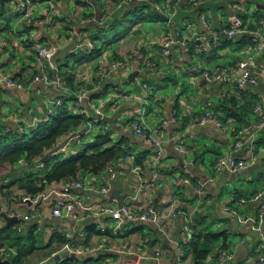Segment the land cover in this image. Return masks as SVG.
Returning a JSON list of instances; mask_svg holds the SVG:
<instances>
[{
    "label": "crops",
    "instance_id": "0c3cea01",
    "mask_svg": "<svg viewBox=\"0 0 264 264\" xmlns=\"http://www.w3.org/2000/svg\"><path fill=\"white\" fill-rule=\"evenodd\" d=\"M197 1L198 4L194 6L187 0H161V3H158L157 0H131L129 3H125L124 0H55L57 7L53 24L51 26L48 24L51 19L50 14L43 13L41 9L38 10L35 13L38 24L33 28L27 24L24 25L26 33L34 35L32 40L26 43L24 39L18 38L14 30L9 34L10 37L4 36L7 30L1 22L2 18L10 16L19 18L20 21V14L16 11L17 0H0V40L6 39L10 44L7 49L0 48V72L15 78L23 77L26 80L29 77L28 70L55 77V72L38 61L33 45L58 44V40L62 39L58 35H62L68 28L65 30L61 26L67 21L68 24H71L72 29L77 30L76 34L80 33L84 38V42L81 44L82 51L75 49L73 53L81 52L83 61L88 59L90 61L76 63V60L71 58L56 59L57 75L60 78L64 77L70 90L77 91L86 85L91 90L89 97L92 105L95 102L93 96L98 90L104 91L105 94L112 93L116 89L120 92H127L123 85L129 81L123 79L119 73L108 75L102 80L100 67H102L105 57L110 61L119 59L120 48L117 47V44L125 42L128 37L133 38L132 43L135 46L137 44L134 48L149 55L150 60L153 61V58L161 60L167 65L178 67V71H183L186 74L190 72L189 70L196 68L197 63L211 67L221 60L229 59L226 63H230L246 59L251 54L255 64L254 72L259 76L255 85L248 86L240 92L228 86L205 85L201 87V81L193 82L191 85L196 87L198 95L194 94L196 109L192 113L191 110L187 111L185 108L187 106L185 102H182L179 88H176L172 96L169 95L157 102L162 115L158 120L153 119L152 121L148 116L147 122L151 132L155 133L157 127L164 120L168 121V124L162 129L163 154L158 161L156 150L137 137L130 127L131 119L136 112L139 113L142 109L141 102L134 99L132 101L121 100L118 107H108L105 112V120L109 123L113 136L115 139L124 140V148L128 149L130 156L135 158V164L142 168L139 172L140 176L146 182H150L156 176L157 182L154 189L139 197L137 201L129 203L131 209L136 212L142 213L147 208L153 209L156 222L141 225L128 220L120 221L122 228H129L125 233H121V238L100 232V228L105 222L113 226L114 222L109 219V216L86 218L80 222H74L69 218H52L50 215L51 202H45L39 208L29 211L27 207L19 205V200L27 195L19 193L14 187L12 188L13 193L8 196V190L6 188L2 190L1 187L4 184L0 183V207L9 208V213L6 214L9 217L19 218L18 222L12 223L9 227H14L16 230L22 227V232L18 233L21 235L24 232L27 234L28 230L35 226V234L39 232L42 238H47V242L42 246L35 243L34 251L27 257L24 264L27 262L29 264H59L70 257L75 258L78 264L85 261H88L87 264H95V261L99 259L101 260L100 264H178L179 247L185 248V264H196L194 256L186 251L188 226L194 230L193 237L200 233L215 232L229 227L228 239L226 241L221 239L215 243L214 250L204 261V264H223L220 258L222 251L234 256V259L227 264H257L254 244L264 236V221H259L257 207L254 203L243 209L244 217L240 221L236 222L232 219L231 213L226 211V208L232 206L235 201L233 197L222 194V187L224 189L230 183L246 180L250 186L244 190H238V193L240 191L241 194H244L243 197L248 198L254 195H251L252 193L256 194L258 190L262 189L254 188L251 185L253 180L258 179L264 182V132L256 134L257 139L263 144L259 147L260 151L257 154L252 155L248 150H233L234 142L238 139L237 130L242 129L245 136H249L252 127L257 122V117L253 113L254 107L257 104L264 107V82L262 81L264 69L261 68V61L257 60L256 54L253 53V50L262 47L264 51V27L260 26V22L264 20V10L256 12L253 8L258 2L264 5V0ZM34 2L39 6L45 0H34ZM111 3H113L114 9L108 17L111 23L116 15L125 16L119 12L122 8L123 11H129L143 7L147 3L152 7L150 9H156L160 15L166 17V21L133 24L131 28L126 23L127 33L118 39L119 42L110 43L103 40L97 46V42L91 37L97 40L98 36L105 32L106 26L101 20L103 11L105 9L109 11ZM174 4L177 5L176 8H172ZM146 10L144 12H147ZM246 16L245 22L244 17ZM202 17L208 18L209 25L202 24ZM237 21L241 22L242 26L235 37H230L228 32L234 28ZM144 24L152 25L146 30ZM187 26H191V32L187 31ZM169 30L187 32L189 51L178 44L173 47L171 57L165 59L162 56L158 57L157 54L160 53L159 44L164 41ZM193 31L200 36L195 37ZM210 32L218 35L215 46H224L225 42H232L231 46L218 50L216 59L215 54H212L213 51L209 54L201 51L202 43L208 39ZM75 36L77 39V35ZM88 43H91L95 49L91 50ZM112 43L116 48L108 50L107 46ZM153 43H155L154 46H152ZM244 43L251 44L245 45L243 50H238L236 46ZM10 46L12 51H10ZM97 47L99 51H96ZM94 52H98V55L94 56ZM241 52H244L245 55L240 56ZM12 54L19 55L22 58L21 62L15 63L16 60ZM70 60H72V64H69ZM91 67H95L94 74L87 72ZM131 71L132 73L137 72L136 82L133 83L137 88H140L137 91H141L140 94L145 95L142 83L137 84V79L138 77L149 79L150 71L136 66ZM152 72H159L158 76H155L158 81H160L159 79L168 80L159 68ZM69 73L74 75L75 86L71 87L67 82L66 77L68 78V76L64 74ZM79 77H81L83 85L77 88L76 83ZM84 77H88V80H84ZM26 82L28 83V81ZM133 92L135 91L129 93L133 94ZM69 97L71 96L67 90L48 88L43 83L29 84L23 91L0 86V132L3 133L6 129H11L14 133L19 134L20 126H24L28 131L32 126H35L37 121L45 117L48 110L54 109L57 114L58 108L62 107L63 101ZM68 104L71 106V103ZM90 105L84 106V111L87 113L83 114H86L90 118L89 122H92L93 114ZM205 111H211L221 122V127L215 126L211 121L199 122L198 120ZM83 132L84 128H81L77 133L79 135ZM64 143L65 141L60 140L58 147ZM181 145L185 146L188 152L186 155L178 151ZM71 153L75 152H72L69 146L68 152L63 155ZM229 153H232L236 158L246 160L248 166L236 173H215L213 162L217 157ZM188 155L194 157L192 164L187 160ZM140 159L141 161H136ZM211 159V169H208L207 163ZM114 169L116 173L114 180L110 179L107 171L100 175H82L81 180L84 186L77 194L88 203L108 204L110 208H120L121 202L122 206L128 204L127 198L136 194L140 176L131 171V166L126 160L115 164ZM178 176L179 178H188L191 181L190 185L177 187L175 180ZM61 184L67 183L61 182ZM61 184H52L48 190H59ZM199 186L203 188L201 195L196 194V189ZM104 188L109 189L108 194L101 192ZM23 215L31 216L25 226L21 221ZM1 219L2 225L7 227V222L2 216ZM65 232L75 235L76 245L82 252L77 255L71 253L72 251L67 247L69 242L64 237ZM58 234L64 238V241H59ZM144 235L150 237V247L146 255L136 252ZM230 237L233 238L231 242ZM221 241L223 244L220 246ZM125 243L134 247V250L127 253L121 252L120 245ZM98 244L112 247L98 249ZM13 251L14 258L17 253L15 249ZM157 254L158 257H156ZM57 257H59L58 260Z\"/></svg>",
    "mask_w": 264,
    "mask_h": 264
},
{
    "label": "built area",
    "instance_id": "2783aa9c",
    "mask_svg": "<svg viewBox=\"0 0 264 264\" xmlns=\"http://www.w3.org/2000/svg\"><path fill=\"white\" fill-rule=\"evenodd\" d=\"M131 0H124L125 3H129ZM147 1V0H146ZM187 2L191 3L192 5L196 6L198 4L197 0H187ZM43 6H46L43 8ZM46 14H50L49 19V26L53 24V18L55 16V9L57 7L55 0H45V2H41L38 6L34 0H17L16 2V11L20 14V21L18 22L17 27L14 29V32L18 33L19 31L22 32L21 34L24 36V40L28 43L34 35L30 33H26L24 25L27 24L30 27H35L38 24L37 17L35 13L40 10ZM177 5L174 4L172 8H176ZM1 8V3H0ZM109 18L106 15L102 16V23H106ZM201 22L203 25H209V20L207 17H202ZM241 22L237 21L234 24V28L228 32L230 37H235L237 31L241 28ZM260 26L264 27V20L260 22ZM187 31L191 32V26H187ZM193 34L195 37H199L198 33ZM77 35V39L75 38ZM218 35L210 32L208 35V39H205L202 43L201 51L205 54H209L213 51L215 43H217ZM200 40V38H197ZM58 44L50 45V46H41V45H33L36 56L38 61L49 68L51 71L55 72V77H51L44 73H33L32 71L27 72L28 80L25 78H15L11 77L5 73L0 72V86H3L7 89H14L16 91H23L27 88L29 84L35 83H43L48 88H59L62 90H67L70 93V96L74 100V105L76 110L80 113H85L84 106L86 104H91V112L93 114V120L95 124H99L105 121V112L107 111L108 107H118L121 100L124 101H132L133 99L136 101L141 102L142 109L138 113L139 116H133L130 121L131 130L135 133V135L141 139H143L149 146L153 147L156 150L157 161L162 157L163 150H162V129L168 124V121L164 120L161 125H159L155 131V133L151 132L148 122H147V111L146 105L148 104V99L144 95H134L127 92H120L118 89L114 90L112 93L108 94L107 100L103 98L98 99L97 105H92L90 101V91L89 88L85 86L80 87L77 91H73L68 89L66 85V81L64 78H60L57 75L58 67L55 62V57L58 54V51L67 44L73 43L76 41L77 47L81 48V44L84 42V38L81 36L80 33L76 34L74 31L68 38L67 41H63V39L58 40ZM187 32H178L175 30H169L166 34V38L164 41L159 44L161 56L165 59H169L172 54L173 47L175 45H182L186 51H189ZM150 43V42H149ZM9 42L6 39L0 40V48L7 49L9 46ZM155 43L152 44L154 46ZM88 46L91 50L95 49V47L88 43ZM130 49L125 50L124 52L119 54V59L114 61L107 60L109 58L105 57L103 63V69L101 71L100 77L103 80L104 77L119 73L123 79L128 81L130 74H132L133 67L136 66L138 68H145L150 72L155 71L158 68V64L155 61L150 60V56L144 54L140 49L135 50L133 49L129 55L126 54ZM148 50V49H147ZM149 51V50H148ZM254 60L249 59H240L235 62L224 64V65H215V66H204L202 70L199 71L198 67L189 70L196 79L199 80H206L207 85H222L228 86L233 89L240 91L245 90L248 86L255 85L258 80L259 76L254 72ZM198 71V74L196 73ZM23 80V81H21ZM84 80H88V77H84ZM28 81V83L26 82ZM262 81L264 82V75ZM85 84V83H84ZM142 87L145 91L148 92V85L142 83ZM253 113L257 117V122L252 127V132L249 133V136H245L244 131L242 129L237 130L238 139L235 140L233 150L240 151V150H248L252 155L257 154L258 149V142L259 140L256 137L258 132H264V107L260 104H257L253 110ZM55 110L50 109L46 112L45 117L42 120H39L35 123V126L38 123H48L51 119L55 116ZM201 123H206L211 121L215 126L221 127V122L218 118H216L212 112L205 111L200 119L198 120ZM91 125V122L88 123ZM32 126L31 128H34ZM7 133H12L11 129L5 130ZM19 134H26L27 131L24 126H20L18 129ZM16 134V133H12ZM83 135H91L92 130H85L82 133ZM61 140L65 141L64 144H61L60 147H57L54 150L49 151V155H59L65 154L68 152L69 146L78 143L79 135L78 133L71 134ZM178 151L186 155L188 152L184 145L179 146ZM131 166V171L135 174H139L141 171V167L135 164V158L133 156H129L125 159ZM190 164L194 162V157L188 155V159ZM40 167L43 164L40 162ZM248 166L246 160L236 158L232 153L222 155L216 158L213 162V170L215 173L221 172H229V173H236L241 170H244ZM109 175L110 179H116V173L114 166H109L106 170ZM140 176V174H139ZM139 187L136 190V194L134 196H129L127 198L128 204H124L121 208H110L108 204L91 202L88 203L86 200L81 198L77 193L80 189L83 188L84 183L81 178L72 183H67L62 185L61 189L59 190H46L37 196H25L19 200L20 206H25L28 208L29 211L32 209L39 208L45 202H51V217L52 218H69L74 222H80L86 218H99L102 216H109V219L114 221H123L128 220L131 222H136L138 224H147L150 222H156V216L151 208H147L144 212H136L131 209L129 203L135 202L138 200L139 197L142 195L147 194L150 190L154 189L157 186L156 176L150 181L146 182L141 176L139 177ZM191 181L188 178H178L175 180V185L177 187H186L190 185ZM89 185V184H88ZM202 186L196 189V194L201 195L203 190ZM103 194H108L109 189L104 188L101 190ZM255 204L257 207V215L260 222L264 221V188L260 189L251 196L250 198L242 197L238 202L237 206H242V208H246L251 204ZM236 206L232 205L226 208V211L229 213H237ZM9 208L1 206L0 207V227H2V214H8ZM244 215V214H243ZM241 213L237 215L238 220L242 219L243 216ZM31 219L30 215H23L21 221L23 222L22 225L25 226ZM19 220V218H18ZM18 233L22 232V227L17 229ZM100 232L102 234H110L112 237L121 238L122 233V226H111L108 223H104L101 228ZM188 240L185 242V245L191 242L194 230L192 227L188 226L187 228ZM64 237L68 240L69 244L67 247L70 248L74 255L82 252L80 248L76 245L75 235L70 232H65ZM110 245L98 244V249L103 248H111ZM150 247V237L149 235H144L141 238L138 247L136 248V252L141 254H148V249ZM255 252L257 256V264H264V236L254 244ZM89 250V248H86ZM121 252L127 253L131 250H134V247L129 245L128 243L120 245ZM72 255V256H74ZM14 256V251L12 249H2L0 250V260L9 261ZM159 255L157 254L156 257ZM154 257V258H156ZM185 257L186 252L184 247L178 248V264H185ZM71 258V257H70ZM221 261L223 264H227L234 259L233 254H230L226 251H222L220 255Z\"/></svg>",
    "mask_w": 264,
    "mask_h": 264
},
{
    "label": "trees",
    "instance_id": "16d2710c",
    "mask_svg": "<svg viewBox=\"0 0 264 264\" xmlns=\"http://www.w3.org/2000/svg\"><path fill=\"white\" fill-rule=\"evenodd\" d=\"M161 3V0H157ZM147 4L137 9H130L129 11L121 12L123 17L116 15L111 23L110 30H116L120 26L126 27L127 24H141V23H159V21H166V17L160 15L156 9H150ZM147 9V10H146ZM147 12H144V11ZM135 17V18H134ZM246 17L244 21L246 22ZM260 18L258 19V21ZM168 21V20H167ZM129 28H131L129 26ZM70 30V28H67ZM106 28L104 29V31ZM71 31V30H70ZM127 33V31L125 32ZM122 35V34H120ZM120 35L115 36L109 42L118 41ZM251 43H244L237 45V49H242L245 45ZM232 45V42H225L224 46H214L213 53L215 59L218 50H223ZM99 48H96V51ZM80 53L71 54L70 58L76 60V63L89 62L83 61ZM93 55H98L94 52ZM158 64V63H157ZM161 65L158 64V68ZM61 69V67H60ZM67 75V82L72 87L75 86L74 75ZM64 78V77H63ZM167 83L178 84L175 76L171 75ZM102 94L96 92L93 96L94 101L100 98ZM72 97L66 98L62 107L58 108L57 114L48 123H38L34 128H30L26 134H9L6 131L0 132V170L6 165L15 167L16 165H25L26 169L21 176L13 178L12 181L2 186L8 190L7 195H11L12 188L16 187L19 193L24 196H37L38 194L48 190L52 184L61 182L72 183L78 181L84 174L100 175L105 172L109 166H114L122 160L130 156L128 149L123 146L122 139H115L111 131V127L107 120L100 124L98 134L91 139V141L83 144L75 153L67 155H49V151L54 150L58 142L71 134H75L81 129L85 123L90 121L86 114L80 113L76 110L73 104L71 106ZM255 108V107H254ZM254 110V109H253ZM87 113V112H86ZM223 123V122H222ZM83 135V134H81ZM263 143V142H262ZM258 148L263 144L258 142ZM143 159V158H142ZM136 161H141L136 160ZM40 162L43 164L39 166ZM255 193H252L253 195ZM243 197V196H242ZM247 198V197H246ZM241 199V198H240ZM239 201V200H238ZM237 201V202H238ZM236 202V201H235ZM35 226L28 230L27 234L22 236L18 234L14 227H0V250L15 249L17 255L10 259L9 264H24V261L34 251L35 247ZM59 236V241H64L62 236ZM229 236V231L224 230L212 231L208 233H200L192 238V241L187 244L186 251L190 252L196 264H204V261L209 257L214 250L215 243L219 240L226 241ZM55 237V236H54ZM100 259L95 261V264H100ZM77 260L75 258H68L61 261L59 264H74ZM85 261L82 264H87Z\"/></svg>",
    "mask_w": 264,
    "mask_h": 264
},
{
    "label": "rangeland",
    "instance_id": "374dc122",
    "mask_svg": "<svg viewBox=\"0 0 264 264\" xmlns=\"http://www.w3.org/2000/svg\"><path fill=\"white\" fill-rule=\"evenodd\" d=\"M110 1V0H109ZM114 2V1H113ZM112 4L111 3V6H109V11L107 9H105V11H103V15H106L107 17H110V13L114 10L113 7H112ZM46 7V6H43V8ZM254 8V7H253ZM41 9V8H39ZM119 9H121L119 7ZM109 12V13H108ZM1 22L3 23L4 27L6 28V34H4V36H8L10 37V33L11 31H13L17 25H18V22H19V18H12V17H5V18H2ZM66 24L62 25L61 27L62 28H66L70 26V29H71V24H68V22L66 21L65 22ZM152 24H144V28L146 30H148ZM105 32H103L102 34H100L96 39H94V37H91L94 41L97 42V46L100 45V42L103 41V40H107V41H110L112 39L115 38V36L117 35H120V34H124L127 30L124 26H120L118 27L116 30H110V27H111V20L108 19L107 22L105 23ZM128 26L132 27L133 24H128ZM72 30V29H71ZM70 30H66L65 32H63V34L60 36L63 40H67L68 36H69V33ZM18 35V38L20 40H23L24 39V36L22 34H19L17 33ZM120 35V37L122 36ZM136 38V37H134ZM25 42V40H24ZM119 42V41H118ZM133 42V38H129L126 39L125 42H122L121 44H117V47L120 48L119 49V53H122L124 52L125 50L127 49H130L126 54H130L131 52H133L132 50L135 49V50H138L137 48H134L137 46H135V44L132 43ZM151 42V40H150ZM72 43H69L67 44L70 45ZM108 50H111V49H115L116 46L113 45V43L110 45V46H107ZM10 51H12L11 49V46H10ZM239 54V51L237 52ZM253 53H255V51H253ZM256 54V53H255ZM13 57H15V63L16 62H21L22 58L19 56V55H14L12 54ZM244 52H241L240 53V56H244ZM158 57H161V54L158 53L157 54ZM255 56V55H254ZM253 58V55L249 54L246 59H249V60H252ZM229 59H226V60H221L219 62H216L214 65L212 66H215L217 64L219 65H224V64H229V63H226V61H228ZM153 61L157 62L159 65H161V68L160 71L163 72V74L165 75V78H169L171 77V75H177V78H178V84L177 85H174V83H167V80H164V79H159L160 81H158V78H156L155 76H158V73L159 72H149V79H145V78H142V77H138L137 79V84L139 83H146L148 85V92H147V97H148V104H147V119H148V116L150 118V120L152 121L153 119L155 120H158L160 117H161V112L158 108V103H156L155 101H162L163 98L165 97H169V95L172 96V94L175 92L176 88H179L180 90V94H181V99H182V102H185L186 103V106L185 107L188 110H191V113L193 112L194 109H196V104H195V99L194 98V94L198 95V91H196V87L192 86L191 82H194L196 83L198 80H195V76L193 74H186L184 75L183 71H178V67H173L172 65H167L166 62H163L161 60H157V59H154L153 58ZM68 62V61H67ZM232 62V61H231ZM230 62V63H231ZM72 60H70L69 64H72ZM102 64V63H101ZM103 66L100 67L101 69H103ZM200 70H202L204 68V64H200V63H197L196 65ZM94 68L95 67H91L87 70V72H89V74H94ZM99 68V67H98ZM161 72V73H162ZM196 73L198 74V71H196ZM179 76V77H178ZM151 77V78H150ZM83 85V82L81 80V77H79V80L77 81L76 83V87L79 88V86ZM124 89L127 91V93H129L130 91H135L133 92L134 95H141L140 92L141 91H137L139 90L140 88H137L136 87V84H133V83H130V82H125L124 83ZM211 86V85H210ZM87 88V86H86ZM99 91V90H98ZM132 94V93H131ZM105 100H107V97L104 98ZM71 104H73V100H71ZM98 103V99L95 100L94 102V105H97ZM162 104V103H161ZM163 105V104H162ZM182 108V106H181ZM184 108V109H185ZM211 112V111H210ZM135 116H139L138 113L136 112V114L134 115ZM103 123V122H102ZM102 123H99L98 125L95 124L94 122H91V125H88V122L84 124V126L82 127V129L84 128L85 130H92V134L91 135H81L79 134V141L78 143L74 144V145H70V148L72 149V152L75 150L77 151L83 144H86L87 142L91 141V139L93 137H95L98 132H99V129H100V124ZM79 151V150H78ZM215 158V157H213ZM211 163H212V159L207 163V168L208 169H211ZM26 166L25 165H16L15 167L13 166H10V165H6L2 170H0V183L1 184H7V182H10L13 180V178L17 177V176H21L22 175V172L25 171L23 169H25ZM264 182L263 181H260L258 179H254L253 180V183H251V185L256 188H264ZM250 185L246 182V180H243L242 182H235V183H230L227 187H225L223 189L222 187V194H224V196H228V197H233L234 201H236L235 203H233L232 205L236 206V208L239 210V212L243 215L244 214V211H243V208L242 206H237V201L240 200V198H242V196H244V194H241V192L239 191L238 193V190H244L246 188H248ZM250 198V197H248ZM114 225L117 226V227H120L121 226V222L120 221H114ZM128 226H135V225H128ZM129 228H125L124 227L122 228V233H125ZM26 235V232H24L22 234V236ZM230 242L233 240V238L230 237ZM35 242H36V245L38 246H42L43 244H45L47 242V238H42L41 234L38 232L35 236ZM223 244V241H221L220 243V246ZM27 264H29V262H27ZM74 264H78L77 262L74 263Z\"/></svg>",
    "mask_w": 264,
    "mask_h": 264
},
{
    "label": "water",
    "instance_id": "95a60500",
    "mask_svg": "<svg viewBox=\"0 0 264 264\" xmlns=\"http://www.w3.org/2000/svg\"><path fill=\"white\" fill-rule=\"evenodd\" d=\"M254 9H255V11L256 12H260V11H262V10H264V5L263 4H261L260 2H258V3H256V6L254 7ZM72 29V28H71ZM70 29V30H71ZM76 32L77 30L76 29H72L68 34H69V36L73 33V32ZM61 36V35H60ZM68 36V37H69ZM76 45V46H75ZM75 49H77L78 51L79 50H81V48H78L77 47V43L75 42V43H72V44H70V45H68V46H66L63 50H59V52H58V54L56 55V57H55V62H56V59H62V58H70V56H71V54H74L73 52H74V50ZM240 50H243V48L242 49H240ZM82 51V50H81ZM253 51H255V53H256V59L257 60H259V61H261V68H263L264 69V51H263V47L261 48V49H258V50H253ZM188 73H190V74H192L191 72H188ZM185 75H186V73H184ZM136 75H137V72H135V73H132V74H130V76H129V78H128V81L129 82H131V83H135L136 82ZM173 76H175V78L177 79V81H178V78H177V75H173ZM195 80H198V81H201V87H204L205 85H207V82H206V80H199L198 78L196 79V77H195ZM197 81V82H198ZM192 84H193V82H191ZM98 93H100V94H102V96L100 97V98H103V97H106L108 94H110L109 92H107L106 94L105 93H103L104 91H97ZM142 96H144V95H142ZM145 96L147 97V92H146V94H145ZM100 98H98V99H100ZM147 99H148V97H147ZM156 103L157 102H159V101H155ZM147 106V105H146ZM146 111H147V107H146ZM259 149V148H258ZM259 151H260V149H259ZM122 207V202L120 203V208ZM236 214L234 213H232L231 214V218L232 219H234L236 222H238V218H237V215H239L240 214V212H239V210H236ZM2 217L4 218V220L7 222V227H9L12 223L14 224V223H16V222H18V217H9L8 215H6V214H2ZM228 231H230L228 228V226L227 227H225ZM225 228H222V229H219V230H224ZM230 234V233H229ZM59 259V257H57V260ZM0 264H9V262L8 261H2V260H0Z\"/></svg>",
    "mask_w": 264,
    "mask_h": 264
}]
</instances>
